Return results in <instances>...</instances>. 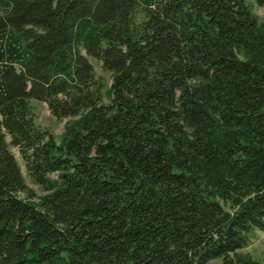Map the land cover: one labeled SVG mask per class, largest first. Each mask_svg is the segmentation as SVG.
I'll return each mask as SVG.
<instances>
[{"label":"trees","instance_id":"1","mask_svg":"<svg viewBox=\"0 0 264 264\" xmlns=\"http://www.w3.org/2000/svg\"><path fill=\"white\" fill-rule=\"evenodd\" d=\"M250 4L0 0V264H257L239 251L264 233ZM31 101L68 117L58 139Z\"/></svg>","mask_w":264,"mask_h":264},{"label":"rangeland","instance_id":"2","mask_svg":"<svg viewBox=\"0 0 264 264\" xmlns=\"http://www.w3.org/2000/svg\"><path fill=\"white\" fill-rule=\"evenodd\" d=\"M248 1H250L251 3L250 4L251 10L256 16V19L258 21L264 22V3L257 4L252 0H248ZM88 60L91 62L94 72L96 74L103 76V79L105 81L104 84L107 87L110 81L109 71L102 69L100 67V63L98 60H95L89 56H88ZM106 100H107V97H106ZM31 102L33 103L34 112H35L34 122L40 128L46 129L47 131L51 132L53 136L55 137V139H58L63 129V125L68 117L66 116V117L56 118L49 112V110L47 109L43 101H31ZM5 137H6V140L8 141L9 136L6 135ZM9 149L15 156L26 183L32 186L36 190V192H39L40 189L38 185L33 183L28 177L27 173L25 172L22 160L18 153L17 146L10 144ZM239 251L250 253L254 258H256L257 264H264V233L260 230L253 229V231L250 234L248 243L244 247L240 248ZM205 264H221V261H220V258H213L207 261Z\"/></svg>","mask_w":264,"mask_h":264}]
</instances>
